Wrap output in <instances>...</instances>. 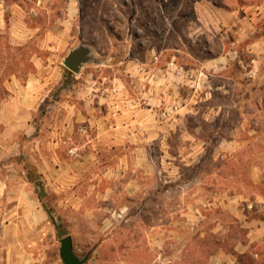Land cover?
Instances as JSON below:
<instances>
[{"label": "rangeland", "instance_id": "374dc122", "mask_svg": "<svg viewBox=\"0 0 264 264\" xmlns=\"http://www.w3.org/2000/svg\"><path fill=\"white\" fill-rule=\"evenodd\" d=\"M261 5L264 0H6L0 101L9 94L7 81L18 76L24 83L35 59L43 81L55 82V95L63 92V83L82 82L89 73L133 85V98L141 99L136 86L145 87V80L136 71L186 72L179 82L171 77L175 87L164 111L169 125L146 142L142 164L133 153L124 179L115 165L122 153L103 152L88 166L79 165L67 185H47L41 177L40 184L32 183V193H45L40 244L46 259L63 264L60 241L66 236L73 237L80 257L90 254L112 264L130 259L132 264L133 259L206 264L223 250L233 252L235 238L246 232L232 212L249 211L264 192V50L258 56L248 48L256 33L264 34ZM232 9L239 17H263L245 42L237 34L241 24H224ZM9 32H25L28 38L14 45ZM81 45L92 49L96 61L76 80V74L65 73L63 62ZM52 104H43V115ZM32 140L6 134L0 122V144ZM82 141V134H75L70 148ZM8 157L0 160V180L14 173ZM11 205L1 198V208ZM9 218L0 216V222ZM253 248L242 264H255L250 259L264 264V244Z\"/></svg>", "mask_w": 264, "mask_h": 264}, {"label": "crops", "instance_id": "0c3cea01", "mask_svg": "<svg viewBox=\"0 0 264 264\" xmlns=\"http://www.w3.org/2000/svg\"><path fill=\"white\" fill-rule=\"evenodd\" d=\"M13 5L20 8L17 2ZM5 7L6 0H0V24L1 13L5 12ZM202 7L207 8L206 5ZM258 7L264 8V5ZM261 13L257 15L260 16ZM257 17H239L238 10L232 9L228 11L224 24L232 27L241 24L237 34L241 35V42H245L254 34L251 27H254V32H258L255 24L264 15L259 19ZM256 35L248 48H253L255 54L260 56L259 50H264V34ZM27 38L28 34L25 32H9V39L14 45H23ZM226 59L229 60L227 57ZM33 62L35 70L27 76L24 83L18 76L7 81L9 94L0 101V122L5 126V133L33 139L29 144H0V152L3 153L0 160L9 156L8 167L10 171H14L6 180H0V200L4 198L9 203L13 202V206L0 207V216L10 217L0 222V264H61L58 259H46L42 254L40 233L47 215L36 192H31L32 182L28 179L26 169L15 164L14 156L18 155L20 159L30 162L47 185L55 182L67 185L68 177L76 175L79 165L88 166L91 159L98 157L99 160V155L103 152H121L122 155L115 165L117 171L121 169L118 173L124 179L125 169L133 167V153L137 164H142L146 160L143 153L149 151L146 142L161 135L169 125L164 111L170 99L169 89L171 86L175 87L171 77L179 82L186 73L179 71L175 76L169 69L149 72L142 68L140 71L137 69L136 76L145 80V87L139 82L136 86L142 94L141 99L133 98V85L128 88L116 78L112 80L104 77L100 80L89 73L82 82L63 83V92L55 95V82H44L40 62H36V59ZM158 73L162 74L161 79ZM84 74L85 72L76 75V80ZM148 82L151 86L146 90ZM139 85L145 90L138 89ZM52 101L53 106L49 108L54 109L43 115V104ZM75 134H82L83 141L76 147L77 157H69L68 151ZM254 204L257 209L253 210ZM257 204H260L259 207ZM253 205L249 206L247 212H232L246 232L244 237L235 238L233 252L223 250L220 254L211 256L206 264H242L237 258L238 255L252 254L253 247L264 244V192ZM253 257L259 258L258 255ZM114 260V263H118ZM131 260L122 263L132 264ZM160 260L146 259V262L156 264ZM257 260L259 259H253V262L258 264ZM142 262V259H133V264ZM86 264L112 262L110 259H89Z\"/></svg>", "mask_w": 264, "mask_h": 264}, {"label": "water", "instance_id": "95a60500", "mask_svg": "<svg viewBox=\"0 0 264 264\" xmlns=\"http://www.w3.org/2000/svg\"><path fill=\"white\" fill-rule=\"evenodd\" d=\"M95 61L92 49L81 45L69 53L63 64L72 73L80 75L85 65ZM60 244V258L63 264H86L90 259V254L85 257L76 254L72 236H66Z\"/></svg>", "mask_w": 264, "mask_h": 264}, {"label": "trees", "instance_id": "16d2710c", "mask_svg": "<svg viewBox=\"0 0 264 264\" xmlns=\"http://www.w3.org/2000/svg\"><path fill=\"white\" fill-rule=\"evenodd\" d=\"M64 70H65V73L68 76H70V75L74 76V74L71 71H69L67 69H64ZM66 83H68V82H65V84ZM19 160L24 165V168L27 171L28 179L30 180V182L40 184L39 180H38L40 178V176L38 175L37 170L35 169V167L28 161H25V160H22V159H19ZM44 198H45V193L43 191H39L38 199H39L41 205H44ZM43 207L46 208V205H44ZM48 215H49V217H51V214L49 212H48ZM246 255H249V254L238 255L237 258L243 263L244 260H246V259H243V258H245ZM250 262H253V261H251V259H250Z\"/></svg>", "mask_w": 264, "mask_h": 264}, {"label": "built area", "instance_id": "2783aa9c", "mask_svg": "<svg viewBox=\"0 0 264 264\" xmlns=\"http://www.w3.org/2000/svg\"><path fill=\"white\" fill-rule=\"evenodd\" d=\"M77 153H78V151H77L76 148H72V149L69 150V154H70L71 156H73V157L76 156Z\"/></svg>", "mask_w": 264, "mask_h": 264}]
</instances>
